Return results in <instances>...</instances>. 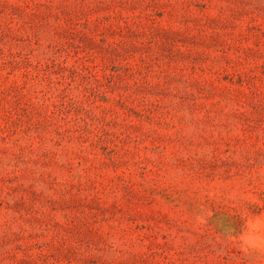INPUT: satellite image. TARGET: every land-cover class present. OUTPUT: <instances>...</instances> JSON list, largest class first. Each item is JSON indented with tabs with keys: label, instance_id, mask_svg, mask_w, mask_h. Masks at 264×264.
<instances>
[{
	"label": "rangeland",
	"instance_id": "obj_1",
	"mask_svg": "<svg viewBox=\"0 0 264 264\" xmlns=\"http://www.w3.org/2000/svg\"><path fill=\"white\" fill-rule=\"evenodd\" d=\"M0 264H264V0H0Z\"/></svg>",
	"mask_w": 264,
	"mask_h": 264
}]
</instances>
